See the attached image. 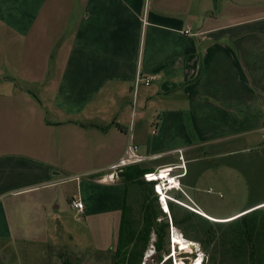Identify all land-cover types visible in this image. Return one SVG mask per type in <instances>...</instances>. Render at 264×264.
<instances>
[{
  "label": "crops",
  "instance_id": "obj_1",
  "mask_svg": "<svg viewBox=\"0 0 264 264\" xmlns=\"http://www.w3.org/2000/svg\"><path fill=\"white\" fill-rule=\"evenodd\" d=\"M130 140L148 172L185 178L203 149L264 169V0H0V240L46 238L65 198L118 231L141 198L107 179Z\"/></svg>",
  "mask_w": 264,
  "mask_h": 264
},
{
  "label": "rangeland",
  "instance_id": "obj_2",
  "mask_svg": "<svg viewBox=\"0 0 264 264\" xmlns=\"http://www.w3.org/2000/svg\"><path fill=\"white\" fill-rule=\"evenodd\" d=\"M159 108L165 109L166 105L159 103ZM146 129L145 139H147V133L151 131L150 125ZM163 139L162 142H159L155 146L154 151L168 152L171 149V146L168 145L169 141L166 142V138ZM142 144H145V140ZM227 149L230 148L228 147ZM210 152L212 153L210 150H202V157L205 160H198L192 163L190 167H187L188 175L185 178L183 177L186 169L185 164L184 169L182 168L183 163L180 164V161L176 167L172 166L174 168L180 167V169L171 172V175H183V178L177 179L179 180V184L177 180L171 183L173 181L170 176L167 178L170 179L168 183L165 180L163 182L160 180V185L163 189L173 186L171 189L166 190L169 197L176 204L180 202L186 209L188 207L197 208L199 206L206 214L219 220L218 218L232 216L235 212L245 208L249 202L264 197V169L262 167L258 168V165L255 164L251 157L250 164L252 167L245 174L234 170V165L237 166L245 163L247 157L226 156L223 158L212 155ZM139 153H143L142 149H140ZM179 153L181 152L176 151L175 153L161 154L154 157L150 163L157 164L167 160L177 161ZM145 164H149V162L147 161ZM164 167H169V165ZM162 168L163 166L155 167L153 171L158 173ZM167 184L170 185L168 186ZM134 190L132 192H134L133 196L135 198ZM67 199L65 198L61 201L58 220L50 219L48 221L46 238H40L41 240L34 242L11 241L12 243L0 240V264H64L65 261L69 264H112V254L117 240L119 218L117 217L105 222L103 226L99 225L97 228L93 222H87L83 216L75 214L74 211L66 210ZM140 199V194L138 193L136 204L132 207L130 213L131 218L136 221H139L141 218L138 204ZM158 204L163 212L159 202ZM180 214L181 216L179 217L181 218L183 212H180ZM166 218L170 221L169 214H166ZM232 219L234 218L222 219L220 221L224 222ZM181 227V230L173 227L169 228L165 250H168L170 255L168 256L166 252H163L161 254L162 262L171 256V264H174V261L175 264L176 261H181L184 264H193L197 260H201V264L206 259V254L199 242L201 240L203 244H206L208 241L205 240L201 230L195 224L183 222ZM184 232L187 234V237L184 236ZM174 234L183 236L193 244V247L183 251L176 245L174 251L172 240ZM154 240V235H151L141 264H158V254L154 252L153 247ZM209 250H212V247H209ZM219 261L220 264H239L235 260L227 261L226 258H221Z\"/></svg>",
  "mask_w": 264,
  "mask_h": 264
},
{
  "label": "trees",
  "instance_id": "obj_3",
  "mask_svg": "<svg viewBox=\"0 0 264 264\" xmlns=\"http://www.w3.org/2000/svg\"><path fill=\"white\" fill-rule=\"evenodd\" d=\"M126 168V167H125ZM130 173H127V172ZM148 172L138 164L127 166L119 173L124 181L134 183L141 191L139 221L130 216V208L122 210L117 240L112 254V264H141L144 253L149 245L151 235H154V252L158 254V264H171L172 258L168 257L162 262V253L170 255L165 250L169 228L181 230L183 222H191L197 226L208 243L200 246L206 254V259L201 264H220L221 258L227 261H237L239 264H264V207H258L264 197L249 202L246 209L239 217L228 220H208L174 202H167L170 221L161 211L157 195L154 192L155 182H145L143 175ZM255 206V207H254ZM180 212H183L182 217ZM234 218V217H232ZM184 236L187 234L184 232ZM213 244V245H212ZM211 245V246H209ZM212 247V250H209ZM64 264H69L64 262Z\"/></svg>",
  "mask_w": 264,
  "mask_h": 264
},
{
  "label": "built area",
  "instance_id": "obj_4",
  "mask_svg": "<svg viewBox=\"0 0 264 264\" xmlns=\"http://www.w3.org/2000/svg\"><path fill=\"white\" fill-rule=\"evenodd\" d=\"M154 80V77L151 76V77H148V78H141V77H137L136 80H135V87L137 88L140 84L144 85V86H149L150 83ZM182 157H180L181 159ZM144 158H142L139 154H138V147L136 144H134L131 140L129 141L128 145H127V148L125 150V154L124 156L119 160V162L113 166H111L110 168V173L107 175V179L108 181H115L116 179L119 178V173L122 172V170L127 167V166H130V165H136V164H140L142 162H144ZM182 160V159H181ZM182 168L184 169V164L182 165ZM164 169H173L172 166L170 167H163L161 170H164ZM173 171V170H172ZM171 171V172H172ZM171 172H168L169 173V176L171 177V180L174 181V180H177L179 178H181L183 175L181 176H175V175H171ZM185 172H186V169H185ZM156 172L153 171L152 173H147V174H144L143 175V179L145 182H148V183H151V182H155V184L153 185L154 187V192L155 194L157 195V198H158V202L160 203V205L162 204V201L163 200V195L161 194V190H159V185H160V182L156 179ZM185 175V174H184ZM104 180V178H103ZM168 181L170 179H167ZM178 184H179V180H177ZM163 184V183H162ZM170 185V184H169ZM168 185V186H169ZM164 191V196L166 197L167 199V202L168 201H174L172 198L169 197L168 195V192L166 189L162 190ZM175 202V201H174ZM176 203V202H175ZM177 204L179 205H183L182 203L180 202H177ZM70 206L77 210L78 213H82L83 209H84V206L82 204V202L80 201H75V200H72L70 202ZM162 206V205H161ZM189 210L199 214V210L197 208H192V207H188Z\"/></svg>",
  "mask_w": 264,
  "mask_h": 264
},
{
  "label": "bare ground",
  "instance_id": "obj_5",
  "mask_svg": "<svg viewBox=\"0 0 264 264\" xmlns=\"http://www.w3.org/2000/svg\"><path fill=\"white\" fill-rule=\"evenodd\" d=\"M172 170L171 169H166V170H161V171H159L158 173H156L155 175H156V179L157 180H159V182H160V180L163 182L164 180H166L167 178H168V176H169V173L168 172H171ZM175 181V180H174ZM174 181L173 182H171V183H174ZM168 185V184H167ZM160 187H159V190H161V194L163 195V200L164 201H162V210H163V212H165V213H168L169 214V210H168V206H167V199H166V197L164 196V193H163V191L162 190H164L163 188H162V186L161 185H159ZM173 186H169V187H167L166 189H171ZM261 207H264V206H262L261 205ZM206 217H208V216H206ZM237 217H239V216H237ZM237 217H235V218H237ZM208 218H210V217H208ZM234 218V219H235ZM211 220H216V219H213V218H210ZM174 232V231H173ZM176 232V231H175ZM178 234V233H177ZM172 240H173V247H174V251H175V249H176V245L177 246H179V249L180 250H189L190 249V247H191V245H193L190 241H188V240H186L183 236H179V235H173L172 236ZM175 253V252H174ZM148 254V253H147ZM200 261L201 260H197V261H195L193 264H200ZM176 264H184L183 262H178V261H176Z\"/></svg>",
  "mask_w": 264,
  "mask_h": 264
},
{
  "label": "water",
  "instance_id": "obj_6",
  "mask_svg": "<svg viewBox=\"0 0 264 264\" xmlns=\"http://www.w3.org/2000/svg\"><path fill=\"white\" fill-rule=\"evenodd\" d=\"M259 205H261V204H259ZM259 205H256V206H259ZM255 207V206H254ZM213 221V220H212ZM191 247H193V245H191Z\"/></svg>",
  "mask_w": 264,
  "mask_h": 264
}]
</instances>
